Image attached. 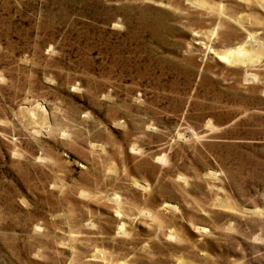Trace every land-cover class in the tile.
<instances>
[{
  "label": "rangeland",
  "instance_id": "obj_1",
  "mask_svg": "<svg viewBox=\"0 0 264 264\" xmlns=\"http://www.w3.org/2000/svg\"><path fill=\"white\" fill-rule=\"evenodd\" d=\"M0 264H264V0H0Z\"/></svg>",
  "mask_w": 264,
  "mask_h": 264
},
{
  "label": "bare ground",
  "instance_id": "obj_2",
  "mask_svg": "<svg viewBox=\"0 0 264 264\" xmlns=\"http://www.w3.org/2000/svg\"><path fill=\"white\" fill-rule=\"evenodd\" d=\"M241 54H236V53H232L230 57H226L227 59H232V60H237L240 57ZM41 124H43L42 128H49L50 127V122H48L45 118H44V122H42ZM122 228V227H121Z\"/></svg>",
  "mask_w": 264,
  "mask_h": 264
}]
</instances>
